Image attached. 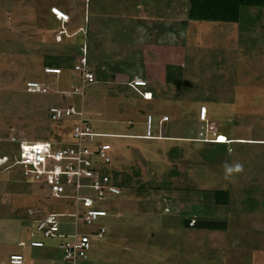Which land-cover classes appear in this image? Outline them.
Returning a JSON list of instances; mask_svg holds the SVG:
<instances>
[{
  "label": "rangeland",
  "instance_id": "1",
  "mask_svg": "<svg viewBox=\"0 0 264 264\" xmlns=\"http://www.w3.org/2000/svg\"><path fill=\"white\" fill-rule=\"evenodd\" d=\"M188 9V0H0V158L11 159L21 141L42 149L52 130L64 131L48 109L72 105L110 135L99 139L111 147L109 174L133 175L134 197L100 202L108 216L94 228L106 233L93 239L88 264H264V7L241 8L236 23L188 22ZM82 45L91 68L97 59L118 60L119 70L148 78L147 87L99 76L83 95L57 94H70L79 80L71 69L45 74L44 58L79 62ZM30 80L48 93L26 92ZM147 114L152 135L166 138L136 137L145 134ZM199 132L232 142L190 144ZM11 163L0 167V264L17 252L54 254L61 264L57 240L31 237L25 221L72 213L74 203L52 197ZM237 164L242 171L229 174ZM219 189L230 193L227 206L199 194ZM197 219L224 220L227 228L187 227ZM60 220L61 231L72 233V219ZM31 240L45 246L31 248Z\"/></svg>",
  "mask_w": 264,
  "mask_h": 264
},
{
  "label": "built area",
  "instance_id": "2",
  "mask_svg": "<svg viewBox=\"0 0 264 264\" xmlns=\"http://www.w3.org/2000/svg\"><path fill=\"white\" fill-rule=\"evenodd\" d=\"M81 52V59L73 68V77L78 78L79 84L73 86L70 94L64 92L57 94L83 95L85 87L96 82L95 75L89 69L84 48H81ZM60 71L61 69L55 67L43 69L45 74L53 75L60 74ZM130 83L139 87L146 85V81L142 79H133ZM25 91L46 94L48 88L41 82L30 80L25 83ZM48 116L55 121L71 117L77 119L71 132L72 141L63 143L46 141L42 144L44 147L37 150L32 148L26 150L25 141H21L17 143V152L11 159L7 156L0 158V167L12 162L8 166H19L23 176L45 183L52 197L73 201L72 213H50L36 221H29L27 225L32 228L31 237L38 234L45 240H57L61 264H88L93 239H100L106 233L104 226L94 228L95 223L108 216L107 211L99 204L103 200L122 194V190L105 172V167L111 163V147L107 143H101L99 139L110 135L95 132L85 121L82 110L75 106H51L48 109ZM152 123V116L147 115L145 134L141 136L143 139L153 138ZM198 138L202 141H213L203 138L202 132H199ZM64 218L72 219L74 227L72 233L64 234L61 231L60 219ZM80 224L87 227L88 232L80 233L78 231ZM18 245L24 247L25 243L20 242ZM29 245L33 248H42L44 242L31 240ZM23 261L21 254H12L9 257L10 264H23Z\"/></svg>",
  "mask_w": 264,
  "mask_h": 264
},
{
  "label": "trees",
  "instance_id": "3",
  "mask_svg": "<svg viewBox=\"0 0 264 264\" xmlns=\"http://www.w3.org/2000/svg\"><path fill=\"white\" fill-rule=\"evenodd\" d=\"M188 1H189V9H188V15H187V21L188 22L189 21H207V22L236 23L239 20L241 8H243V7H264V0H188ZM79 51L82 55L81 50H79ZM87 57H88V55H87ZM80 59H81V56H80ZM89 59H90V55L87 58V63L90 62ZM78 63L79 62H73L72 63V61L69 58H65L62 56H56L53 58H44L43 69H44V67H55V68H59L61 70L71 69L73 71L74 66ZM167 82L174 83L173 80H170V79ZM179 84H181V82ZM90 85H92V84H90ZM90 85H88V86H90ZM175 85L179 86L176 83H175ZM88 86H86V87H88ZM70 106H72V105H70ZM52 121H54L57 126H62L64 131L60 132L59 130L58 131L52 130L50 133V137H49L50 139L47 142H53V141H56L59 143L71 142L72 141L71 132H72L74 125L77 123V119L75 117H71V118H63L60 120H56V121L52 120ZM85 121L89 124L87 119H85ZM67 131H70V139H69L70 141L65 139V133ZM153 137L155 138V136H153ZM154 138L143 139V140H155ZM164 138H166V137H164ZM175 138H177V137H175ZM188 140H190V142H189L190 144H203L204 146H209V147L217 146V147H215V149L218 148V146H225L224 145L225 143L227 144L229 142H232L230 140H224L225 142H222L223 140H220V141H215V140L214 141H202V140H199V138H197V137L196 138H190ZM43 142H46V141H43ZM12 143H15V142H12ZM15 144H16V147L18 149V144L17 143H15ZM211 151H215V150L212 149ZM215 154H219V153H215ZM105 172H107L109 174L107 167H105ZM132 176H133L132 174L126 173L124 171H121V174L118 177L116 176V174L110 175V177L114 183H116V179H120V181H118V184L121 185V187L127 188L126 190H124V192L122 191V193L131 194L134 197V195H133L134 190L131 189V186H130ZM36 182H38V181H36ZM38 183L43 185L40 182H38ZM199 194H202V195L205 194L204 195L205 200L211 201L214 205H217V206H227L229 203V200H230V193L227 190H220V189L219 190H202L199 192ZM135 198H137V196ZM203 203H206V202H203ZM43 217L44 216H42L40 218H33L32 217V219L27 218L25 221V225H27V223L30 220L33 221L35 219H41ZM186 225H187V227H190V228H196L198 230H210V231H216V230L224 231L227 228V224L224 220H215V219L214 220L197 219V221L196 220L193 221L192 225H189V221H187ZM15 254H17V253H15ZM9 257H10V255H9Z\"/></svg>",
  "mask_w": 264,
  "mask_h": 264
},
{
  "label": "crops",
  "instance_id": "4",
  "mask_svg": "<svg viewBox=\"0 0 264 264\" xmlns=\"http://www.w3.org/2000/svg\"><path fill=\"white\" fill-rule=\"evenodd\" d=\"M83 46V48H84V51L86 52V59L89 57V55H90V52H89V48H88V46H84V45H82ZM80 52V51H79ZM81 54V53H80ZM87 55H88V57H87ZM82 56V55H81ZM89 61H91V60H89ZM95 64L93 65V67L91 68V66L88 64V66H89V69H90V71L95 75V79H96V81H98L99 80V76L101 77V79H105V77L106 78H111L112 76V78L114 79H117L118 77H119V79H120V76H123V77H125V78H128V77H131L130 75H129V73L127 74V73H125L124 71H122L121 69L119 70V68H120V66H121V62L120 61H118V60H111V59H107V60H103V59H101V60H95V62H94ZM98 69H108V71L110 72V71H112V72H110L109 74H107V75H105V74H102V75H99L96 71H98ZM113 70H115V71H113ZM107 71V72H108ZM112 74H114V75H112ZM118 76V77H117ZM147 76V75H146ZM133 79H142V80H145L146 81V85L145 86H143V87H147V85H148V78H146V79H144L143 77H141V75H140V73L139 74H136V75H133L131 78H129V85L130 86H133V87H136V88H143V87H139V86H134L133 84H131L130 83V81L131 80H133ZM79 82V81H78ZM95 84V83H94ZM173 86H177V85H175V84H172ZM147 115H150V114H147ZM146 115V116H147ZM93 129V128H92ZM94 130V129H93ZM95 131V130H94ZM96 132V131H95ZM97 133H99V132H97ZM141 136H143V135H140V136H136V137H138V138H141V139H143ZM133 137V136H132ZM155 137H159V138H164V137H162V136H155ZM154 138V137H153ZM155 139V138H154ZM174 139L176 140V141H180V140H185L186 138H175L174 137ZM188 140V139H187ZM187 140H185V141H187ZM250 140V139H249ZM243 141V140H242ZM112 198H114V197H112ZM111 198V199H112ZM20 242H22V241H20ZM19 242V243H20ZM18 243V244H19ZM55 245H56V247H57V243H54ZM44 246H45V244H44ZM43 246V247H44ZM25 247V246H24ZM42 247V248H43ZM23 248V247H22ZM31 248H33V247H31ZM36 249H41V248H36ZM55 251H53L52 252V254L54 253ZM12 254H15V253H12ZM17 254H21L22 256H23V259H24V261H23V264H56V259L54 258V254H53V258H49L48 256H38V255H34V253H32V252H28V253H21V252H17ZM11 255V254H10ZM8 262H9V260H8ZM10 264V263H9Z\"/></svg>",
  "mask_w": 264,
  "mask_h": 264
},
{
  "label": "clouds",
  "instance_id": "5",
  "mask_svg": "<svg viewBox=\"0 0 264 264\" xmlns=\"http://www.w3.org/2000/svg\"><path fill=\"white\" fill-rule=\"evenodd\" d=\"M233 171H235V172H240V171H242V166L239 165V164H237V165H235V168H231V167L227 168V172H228L229 174H231Z\"/></svg>",
  "mask_w": 264,
  "mask_h": 264
},
{
  "label": "bare ground",
  "instance_id": "6",
  "mask_svg": "<svg viewBox=\"0 0 264 264\" xmlns=\"http://www.w3.org/2000/svg\"><path fill=\"white\" fill-rule=\"evenodd\" d=\"M3 161H6V160H3ZM3 161H2V162H3Z\"/></svg>",
  "mask_w": 264,
  "mask_h": 264
}]
</instances>
